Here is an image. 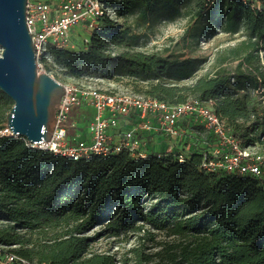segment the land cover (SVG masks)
<instances>
[{
    "label": "trees",
    "instance_id": "1",
    "mask_svg": "<svg viewBox=\"0 0 264 264\" xmlns=\"http://www.w3.org/2000/svg\"><path fill=\"white\" fill-rule=\"evenodd\" d=\"M101 1L115 16L136 11L145 25L158 16L171 17L185 0ZM187 1L194 2L198 37L212 38L218 30L245 37L224 50L227 56L211 75L189 85L178 82L193 76L198 59L137 51L141 35L114 27L106 16L84 48L51 46L49 53L74 77L84 76L83 67L104 79L118 71L145 82L136 93L168 104L212 99L214 111L243 146L259 142L264 107L260 111L246 93L264 88V73L242 66L264 54V9L254 7V0ZM110 46L119 51L112 54ZM227 59L240 62L231 71L221 66ZM11 106L0 91V129ZM201 158L198 151L182 160L173 153L132 157L121 151L73 160L0 136V244L37 264H115L109 255H88L90 244L98 237L129 234L140 243L152 240L155 231L180 241L152 255L136 248L137 264L153 256L159 257L157 264H264V180L207 172L200 168ZM97 226L94 236L85 235Z\"/></svg>",
    "mask_w": 264,
    "mask_h": 264
},
{
    "label": "built area",
    "instance_id": "2",
    "mask_svg": "<svg viewBox=\"0 0 264 264\" xmlns=\"http://www.w3.org/2000/svg\"><path fill=\"white\" fill-rule=\"evenodd\" d=\"M105 16L116 17L114 9L101 0H26L25 21L38 72L52 57L51 46L84 48ZM61 84L64 93L55 109L49 141L30 144L6 128L5 121L0 136L21 138L31 147L73 160L121 151L132 157L173 153L182 160L198 151L202 170L264 180V150L260 148L264 134L259 142L243 146L214 111L212 99L168 104L98 76L84 75ZM159 144L163 147L156 148ZM11 249L0 244V264H33Z\"/></svg>",
    "mask_w": 264,
    "mask_h": 264
},
{
    "label": "rangeland",
    "instance_id": "3",
    "mask_svg": "<svg viewBox=\"0 0 264 264\" xmlns=\"http://www.w3.org/2000/svg\"><path fill=\"white\" fill-rule=\"evenodd\" d=\"M254 7L264 9V1L254 0ZM194 2L185 0L178 5L176 11L171 17H155L147 24L141 25L137 12H131L124 17L116 16L114 27L128 28L132 33L141 35L140 44L135 48L147 54L157 55L170 59L195 58L200 62L196 67V71L189 79L178 82L179 85H189L202 75H211L219 66V60L227 56L224 50L237 45L245 37L242 32L234 35H228L222 31L217 32L212 38H200L195 30L198 23L194 17ZM195 35V36H193ZM112 54L119 51L118 48L110 46ZM1 52V49H0ZM50 58V57H49ZM41 72L48 74L60 83H69L75 78L70 75L61 65L57 64L52 56L49 60H45ZM240 59H227L221 66L227 70H234ZM242 69L255 71L259 69L264 73V54L260 53L258 59L249 65L243 64ZM86 76H99V72L92 68L83 67V73ZM114 83L120 87L127 88L134 92L138 89L142 90L145 82H134L132 79L114 72ZM170 83V82H169ZM246 93V91H245ZM142 94V93H139ZM247 99L261 111L264 107V88L254 94L250 90L246 93ZM261 150H264V140L260 144ZM100 230V226L88 231L86 236H94ZM154 232V237L149 240L147 237L138 242L135 235L115 237H98L89 246L88 255L92 253L109 255L115 264H137V256L134 250L137 248L144 255H152L164 249V245L177 243L180 239L177 236H168L163 232ZM158 256H153L148 262L142 264H157ZM31 263L37 264L35 261Z\"/></svg>",
    "mask_w": 264,
    "mask_h": 264
},
{
    "label": "water",
    "instance_id": "4",
    "mask_svg": "<svg viewBox=\"0 0 264 264\" xmlns=\"http://www.w3.org/2000/svg\"><path fill=\"white\" fill-rule=\"evenodd\" d=\"M26 0H0V91L12 102L5 126L30 144L50 140L63 85L38 72Z\"/></svg>",
    "mask_w": 264,
    "mask_h": 264
},
{
    "label": "crops",
    "instance_id": "5",
    "mask_svg": "<svg viewBox=\"0 0 264 264\" xmlns=\"http://www.w3.org/2000/svg\"><path fill=\"white\" fill-rule=\"evenodd\" d=\"M156 148H162L163 145L162 144H159V145H155Z\"/></svg>",
    "mask_w": 264,
    "mask_h": 264
}]
</instances>
